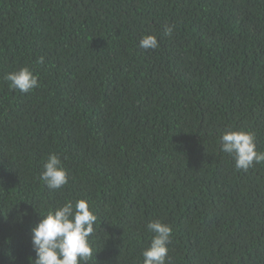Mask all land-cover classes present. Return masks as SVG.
<instances>
[{"label": "trees", "instance_id": "1", "mask_svg": "<svg viewBox=\"0 0 264 264\" xmlns=\"http://www.w3.org/2000/svg\"><path fill=\"white\" fill-rule=\"evenodd\" d=\"M21 67L40 87L9 88ZM227 128L264 152V0H0V264H32L69 199L98 217L88 264H143L156 219L171 264H264V162L237 170ZM53 153L60 190L39 179Z\"/></svg>", "mask_w": 264, "mask_h": 264}, {"label": "clouds", "instance_id": "2", "mask_svg": "<svg viewBox=\"0 0 264 264\" xmlns=\"http://www.w3.org/2000/svg\"><path fill=\"white\" fill-rule=\"evenodd\" d=\"M175 28V24L165 26V35L171 36ZM139 47L156 49L158 39L145 35ZM4 80L9 82L10 89L21 93L40 87L38 75L29 67L6 73ZM219 144L220 151L233 157L237 170L247 171L264 162V152L257 151L256 137L251 131L227 128L221 133ZM39 179L50 190H60L67 185L68 173L59 156L53 153L47 157ZM97 222L98 217L86 199H69L54 211L49 210L30 230L35 253V258H30L32 264H88L94 252L90 237L96 233ZM146 229L153 235L141 252L143 264H171L168 245L172 242V227L156 219L150 220Z\"/></svg>", "mask_w": 264, "mask_h": 264}]
</instances>
